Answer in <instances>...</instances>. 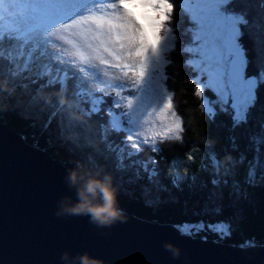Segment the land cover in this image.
<instances>
[{"label":"trees","instance_id":"1","mask_svg":"<svg viewBox=\"0 0 264 264\" xmlns=\"http://www.w3.org/2000/svg\"><path fill=\"white\" fill-rule=\"evenodd\" d=\"M165 1L170 11L164 22L158 16L157 32L162 41L168 31L173 45L163 51L160 83L181 131L179 138L159 143L149 155L153 163L123 149V130L105 139L103 110L91 114L87 103L88 116L72 104L59 109L61 83L22 69L3 53L0 123L45 151L119 213L175 226L196 239L264 246V0H229L225 7L239 18L245 74L261 79L240 122L230 109H203L188 63L193 24L183 11L186 0ZM205 96L213 98L208 91Z\"/></svg>","mask_w":264,"mask_h":264},{"label":"rangeland","instance_id":"2","mask_svg":"<svg viewBox=\"0 0 264 264\" xmlns=\"http://www.w3.org/2000/svg\"><path fill=\"white\" fill-rule=\"evenodd\" d=\"M34 1L0 0V47L10 49L5 51L18 60L22 69L27 66L35 75L49 73L55 82L63 80L64 95L59 97V109L67 111L72 104L88 116L90 111L84 108L87 103L93 107L91 114L103 110L107 114L102 131L105 139L123 130V149L146 164L153 163L149 155L156 153L159 143L179 138L181 131V121L172 111L160 83L163 51L173 45L170 33L165 31L162 41L159 38L157 52L149 34L144 32V23L141 26L127 12L128 8L120 7L119 0H72L68 9L62 11L57 5L59 0L51 6L55 9L49 8L47 0H41L39 7L34 8ZM228 1L186 0L187 5L182 8L193 24V46L187 55L203 109L210 113L230 109L240 122L261 79L245 74L244 53L238 44L239 18L225 11ZM128 2L141 17L143 10L149 20L160 18L164 22L170 11L165 0ZM43 20L41 30L39 24ZM19 30L24 31V37L14 38ZM152 30L157 37L153 26ZM23 48L30 51L26 53ZM150 54H156L154 70L148 67ZM206 91L213 98H206ZM83 92L103 97L80 99ZM174 173L177 174L176 169Z\"/></svg>","mask_w":264,"mask_h":264},{"label":"water","instance_id":"3","mask_svg":"<svg viewBox=\"0 0 264 264\" xmlns=\"http://www.w3.org/2000/svg\"><path fill=\"white\" fill-rule=\"evenodd\" d=\"M0 264H264V246L196 239L119 213L0 123Z\"/></svg>","mask_w":264,"mask_h":264},{"label":"bare ground","instance_id":"4","mask_svg":"<svg viewBox=\"0 0 264 264\" xmlns=\"http://www.w3.org/2000/svg\"><path fill=\"white\" fill-rule=\"evenodd\" d=\"M60 1V0H59ZM58 1V2H59ZM71 1L72 0H61V2L58 4V8H59V10L60 11H62V10H67L68 9V7L70 6V4H71ZM115 1V0H114ZM128 1L129 0H124V2H126L127 4H128ZM111 2H112V0H111ZM110 2V3H111ZM33 3H31L29 6H31ZM41 4V0H35L34 1V4H33V6H34V8H38L39 7V5ZM24 10V9H23ZM22 10V11H23ZM50 12L52 13V11L50 10ZM15 14H17V12L15 13ZM135 15V17L137 18V19H139V21L140 22H142V24L144 23L145 24V26H144V24H143V27H144V32L146 33V31H147V33L149 34V37L151 38V43H152V47H154V50H157L155 47L156 46H158L159 44V39L155 36V34H154V32H153V30H152V28H151V25H150V23H148L144 18H141V17H139L137 14H134ZM21 19V18H20ZM30 20H34V18L32 19L31 17H30ZM108 22V21H107ZM105 28V27H104ZM145 28H146V30H145ZM147 33H146V35H147ZM148 36V35H147ZM28 40V39H27ZM24 44V43H23ZM36 46L37 47H39V44H36ZM40 48V47H39ZM153 50V51H154Z\"/></svg>","mask_w":264,"mask_h":264}]
</instances>
